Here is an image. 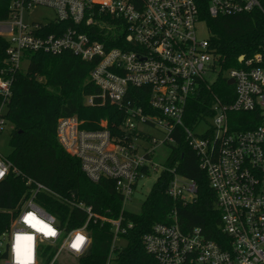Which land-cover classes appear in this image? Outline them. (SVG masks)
<instances>
[{
    "label": "built area",
    "instance_id": "built-area-1",
    "mask_svg": "<svg viewBox=\"0 0 264 264\" xmlns=\"http://www.w3.org/2000/svg\"><path fill=\"white\" fill-rule=\"evenodd\" d=\"M7 3L0 19L5 39V62L11 72L25 69L29 55L68 53L90 65L89 81L100 94L85 99L87 106L109 104L123 112L119 133L107 121L87 130L76 116L56 123L59 146L79 161L87 180H110L122 197L121 213L111 218L91 206L73 203L84 222L67 229L47 212L43 197L48 187L26 179V194L15 209L9 229L0 236L4 264H59L65 255L75 260L92 246L91 225H109L111 241L104 264H123L128 232L133 224L122 212L136 184L153 169L156 148L175 145L180 128L197 154L215 195L221 238L207 239L200 228L183 231L175 211L168 223H156L141 237L151 260L147 264H264V47L251 57L240 55L226 72L233 84L224 99L209 95L202 115L188 127L184 116L189 102L209 90L219 75L209 37L199 38L197 25L210 18L258 13L264 0H0ZM53 11L52 19L27 21L33 9ZM100 37L101 39H97ZM216 75V78L211 79ZM12 76L0 71V134L6 120L5 102L11 96ZM137 90V91H136ZM206 99H204V104ZM247 114L248 118H234ZM207 122L205 128L202 127ZM201 126V132L192 131ZM146 129L154 131L149 133ZM17 173L0 153V182ZM171 175L166 194L192 202L196 184L163 166ZM160 172V173H161ZM149 191V190H148ZM51 229L53 235H48ZM77 236L84 238L79 247ZM4 247V251L1 248Z\"/></svg>",
    "mask_w": 264,
    "mask_h": 264
},
{
    "label": "trees",
    "instance_id": "trees-1",
    "mask_svg": "<svg viewBox=\"0 0 264 264\" xmlns=\"http://www.w3.org/2000/svg\"><path fill=\"white\" fill-rule=\"evenodd\" d=\"M7 6V3H0ZM6 10L0 12L5 18ZM209 31V45L219 67L217 80L210 89L189 102L183 118L191 127L202 115H209V95L224 99L232 93L227 84L226 72L236 65L240 55L253 56L264 47V18L254 12L233 17L210 18L203 14ZM101 39L100 37H96ZM7 42L0 38V71L12 76L11 96L5 102L3 118L11 125L7 159L17 173L0 182V236L9 229L15 209L26 194L25 181L31 179L48 187L56 197L44 198L48 213L57 217L67 229L80 226L85 217L73 203L91 206L97 213L116 218L121 213L122 197L110 180L92 183L80 169L79 161L68 155L57 143L56 123L61 117L76 116L87 130L98 129L101 120L107 121L111 133H119L124 115L117 107L104 104L87 106L85 99L98 96L99 89L89 81L90 65L71 54L51 55L32 53L27 68L11 72L5 62ZM137 91V90H136ZM204 99H206L205 104ZM0 96V107L3 103ZM247 114H234V118H248ZM173 137L175 145L163 166L196 184L192 202L173 200L166 194L171 175L159 174L148 191L141 210L137 214L123 211L125 220L133 224L127 237V247L122 252L123 264H147L151 260L141 246V237L156 223H168V216L175 211L183 231L200 228L203 235L218 241L220 217L215 207V195L206 175L199 167L197 154L187 145L180 128ZM76 192L74 195L73 192ZM92 246L89 253L77 264H104L111 241L110 226L91 225ZM4 256L0 255V260Z\"/></svg>",
    "mask_w": 264,
    "mask_h": 264
},
{
    "label": "rangeland",
    "instance_id": "rangeland-1",
    "mask_svg": "<svg viewBox=\"0 0 264 264\" xmlns=\"http://www.w3.org/2000/svg\"><path fill=\"white\" fill-rule=\"evenodd\" d=\"M53 17H54L53 11H51L48 8L38 7L32 10L29 17H27L26 20L31 21V19H34V20L43 21V19L44 20L52 19ZM196 33L199 38L209 37V31L204 23L197 25ZM214 78H216V75L215 76L213 75L211 79H214ZM206 126H207V122L202 125L203 128H205ZM202 127L199 126L198 128L192 129V131L201 132L202 131L201 129H203ZM146 130L149 133L155 134L154 131L150 129H146ZM10 133H11V125L9 124L8 121H6L4 125V129L2 130L0 134V153L4 156H7L11 151V148L9 145ZM169 150L170 149L165 146H159L156 148V153L153 157V162H154L153 169L150 171L147 177H145L143 180L139 181L136 184V189L130 198L131 200L125 204V211L129 213H133V214H137L140 212L141 206L143 202L145 201L146 196L148 194V190L152 188L153 184L156 182L157 177L162 171L163 163L169 154ZM23 197L24 195L22 196L20 201L23 199ZM1 251L2 252L4 251V247L1 248ZM58 263L59 264H75L76 262L73 258L62 255L59 257ZM0 264H4L2 260H0Z\"/></svg>",
    "mask_w": 264,
    "mask_h": 264
},
{
    "label": "snow or ice",
    "instance_id": "snow-or-ice-1",
    "mask_svg": "<svg viewBox=\"0 0 264 264\" xmlns=\"http://www.w3.org/2000/svg\"><path fill=\"white\" fill-rule=\"evenodd\" d=\"M47 234H48V235H53L54 233H53L52 230L49 228V229L47 230ZM83 240H84L83 237H81V236H77V243H75V244L73 245V247H79V245H80L81 243H83Z\"/></svg>",
    "mask_w": 264,
    "mask_h": 264
},
{
    "label": "water",
    "instance_id": "water-1",
    "mask_svg": "<svg viewBox=\"0 0 264 264\" xmlns=\"http://www.w3.org/2000/svg\"><path fill=\"white\" fill-rule=\"evenodd\" d=\"M227 84H228V85H232V84H233V81H232L231 79H228ZM73 194L75 195L76 192L74 191Z\"/></svg>",
    "mask_w": 264,
    "mask_h": 264
}]
</instances>
